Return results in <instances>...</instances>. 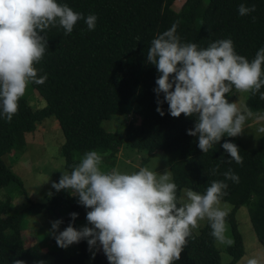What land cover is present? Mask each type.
<instances>
[{
  "label": "trees",
  "instance_id": "16d2710c",
  "mask_svg": "<svg viewBox=\"0 0 264 264\" xmlns=\"http://www.w3.org/2000/svg\"><path fill=\"white\" fill-rule=\"evenodd\" d=\"M174 1L57 0L85 18L96 15V27L89 30L81 19L71 34L66 35L60 27H50L41 33L47 36L48 48L35 67L38 76L47 75L46 82L29 84L10 122L0 116V190L11 183L14 189L23 191L22 181L3 156L19 135L33 131L36 123L50 115L56 117L64 135L61 153L68 173L79 163L74 158L75 152L109 151L112 156L124 144L147 152L142 165L157 150L170 154L171 176L178 186V195L182 188L203 194L212 181H225L223 173L231 169L239 176L238 183L225 181L228 187L223 197V201L234 206L226 218L235 240L233 246L226 247L231 260L221 262L206 221L198 232L192 231L180 260L174 264H235L244 252L234 218V211L240 205H248L253 230L264 246V133L255 148L245 147L237 137L224 135L213 149L202 153L197 146L198 135L187 134L188 129L194 128V116L172 117L168 103L163 101V93L159 94V99L163 101L160 107L164 115L156 111L154 88L160 73L146 57L151 41L179 21L176 33L182 43L206 48L216 40L230 38L237 54L251 61L264 47V0H184L179 8L173 7ZM240 4L255 5V11L241 16ZM32 91L45 100V106L30 105L28 95ZM234 91L235 88L232 93ZM232 93L226 94L228 101ZM260 93H264V86L255 95L247 94L245 105L252 112L264 113ZM130 114L138 116L139 123L128 122L123 131H109L101 124L103 120ZM225 141L239 147L242 164L231 160L222 147ZM216 167L218 171L213 175L211 170ZM64 206L68 209L66 214L58 216L62 220L61 229L70 222L73 227L81 228L77 220H86L90 209L79 204L78 196L67 190L57 192L51 187L45 202H29L19 211L11 208L9 195L0 200V264H12L17 259L25 264H109L103 252L95 247L89 250L87 240L77 243V251L71 255L55 241L47 246L38 241L24 243V217L37 214L41 208L56 213ZM73 212L78 214L74 221L69 215Z\"/></svg>",
  "mask_w": 264,
  "mask_h": 264
},
{
  "label": "clouds",
  "instance_id": "9594fccd",
  "mask_svg": "<svg viewBox=\"0 0 264 264\" xmlns=\"http://www.w3.org/2000/svg\"><path fill=\"white\" fill-rule=\"evenodd\" d=\"M255 5L240 4L238 13L245 16ZM84 19L94 30L97 17L86 18L67 4L57 0H0V116L10 122L19 109L30 83L44 84L47 75L38 76L35 67L47 51L50 27H60L71 34L78 21ZM179 21L151 41L147 62L160 73L155 83L156 111L168 103L172 117L194 116V128L187 134L198 135V148L208 153L222 136L236 137L243 131L245 116L235 103L226 99L233 88L255 95L264 86V47L249 61L237 54L230 38L198 48L195 43H182L176 29ZM163 93V101L159 94ZM264 99V93H260ZM223 149L231 160L243 163L239 147L225 141ZM102 156L94 150L84 153L71 173L61 172L52 183L57 192L67 190L78 196L86 209L87 225L77 229L70 222L59 231L62 220L51 222L50 234L60 248L87 240L89 250L99 243L109 264H174L199 222L207 220L216 242L231 247L234 238L227 235L226 218L231 206L223 202L227 194L226 180L239 182L231 169L224 172L225 181L214 180L201 194L191 189L178 195L172 176L142 167L136 172L122 173L117 169L101 170ZM215 175L218 167L213 168ZM71 190V191H69ZM71 220L77 213L69 214ZM91 225V226H88ZM93 257L95 253H92ZM12 264H25L14 260ZM246 264H261L249 258Z\"/></svg>",
  "mask_w": 264,
  "mask_h": 264
},
{
  "label": "rangeland",
  "instance_id": "374dc122",
  "mask_svg": "<svg viewBox=\"0 0 264 264\" xmlns=\"http://www.w3.org/2000/svg\"><path fill=\"white\" fill-rule=\"evenodd\" d=\"M184 0H175L172 4L174 8H179ZM248 93L237 92L236 90L230 95L229 102L235 103L245 116L243 131L236 136L242 144L247 148H255L259 145V140L264 133V113H255L250 111L245 100ZM28 101L34 108H41L46 105L36 91H32L28 95ZM139 117L130 115H121L112 117L102 121V126L109 131H123L128 122L139 123ZM64 141V135L54 115L45 117L42 121L36 123L33 131L19 135L15 144L7 149L3 156V160L10 167L12 172L22 181L23 191L13 188L10 183L0 190V200L5 196L11 199V208L14 211L21 210L29 202H45L50 195L52 183L60 178L61 172H67L64 165V157L61 153V146ZM95 151V150H94ZM97 152V151H96ZM102 156L101 170L109 172L117 169L122 173H132L138 171L142 167L157 172L158 175L167 172L171 175V155L162 150L155 151L144 165H142L143 156H147L144 150L138 151L130 145H122L118 152L109 155V151L97 152ZM84 154L75 152L74 158L80 161ZM12 189V190H11ZM182 188L180 195H183ZM11 190V191H10ZM227 202L231 206L230 212L233 210V204ZM64 206L55 212H51L46 208L34 215H27L25 218L26 225L23 230L24 243L33 244L35 241L42 243L44 246L52 244L55 239L50 234L51 222L63 216L67 212ZM234 218L238 230L241 233L243 255L235 264H246L249 258H258L261 264H264V246L258 241L249 219L248 205H240L234 211ZM207 220L200 221L199 227L193 229L198 232ZM229 231L227 235L233 238L231 232V224L228 220ZM77 225L82 227L86 225L85 219H78ZM91 226V225H88ZM59 231H62L59 226ZM77 243L70 245L65 249L68 255L75 254L77 251ZM215 246L220 252L221 262L228 263L232 256L226 251V245L219 244L215 241ZM95 250L101 251L102 247L97 243ZM43 250H46L44 247ZM90 261V259H88Z\"/></svg>",
  "mask_w": 264,
  "mask_h": 264
}]
</instances>
